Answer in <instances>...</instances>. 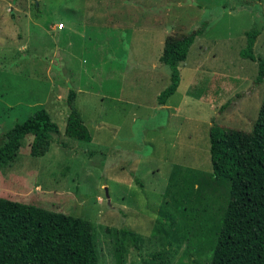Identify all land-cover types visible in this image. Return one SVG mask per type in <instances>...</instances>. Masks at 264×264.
Returning <instances> with one entry per match:
<instances>
[{"label":"rangeland","instance_id":"rangeland-1","mask_svg":"<svg viewBox=\"0 0 264 264\" xmlns=\"http://www.w3.org/2000/svg\"><path fill=\"white\" fill-rule=\"evenodd\" d=\"M5 1L16 13L0 15V133L39 108L60 132L43 156L23 139L0 196L87 220L98 264H207L229 195L211 174L209 130L249 131L257 117L264 78L239 53L256 27L264 59V0ZM202 25L179 66L182 95L200 63L193 100L170 116L157 103L169 72L152 41ZM70 89L90 142L65 132Z\"/></svg>","mask_w":264,"mask_h":264},{"label":"trees","instance_id":"trees-1","mask_svg":"<svg viewBox=\"0 0 264 264\" xmlns=\"http://www.w3.org/2000/svg\"><path fill=\"white\" fill-rule=\"evenodd\" d=\"M204 25L179 37L167 35L160 60L169 72V83L157 103L177 89L179 64ZM259 29L245 32L240 56L257 62L256 83L264 78V59L254 53ZM76 92L67 95L69 114L65 132L76 140L92 136L74 104ZM59 127L45 108L0 133V171L17 156L23 139L31 138L30 153L43 156L59 134ZM211 174L229 181V195L212 254L207 264H264V94L249 131L213 124L209 131ZM135 182L142 187L139 180ZM123 231L135 238L132 231ZM99 253L90 223L68 215L0 196V264H98Z\"/></svg>","mask_w":264,"mask_h":264},{"label":"crops","instance_id":"crops-1","mask_svg":"<svg viewBox=\"0 0 264 264\" xmlns=\"http://www.w3.org/2000/svg\"><path fill=\"white\" fill-rule=\"evenodd\" d=\"M4 3H2V5H0V15H2L1 13H2V11H4V9H5V7H8V13H10V15H13L14 17H15V11L12 9L13 8V6H10V2H8V1H3ZM7 2V3H6ZM3 16V15H2ZM4 17H5V15H4ZM52 30H54V27H53V29ZM170 34H172V33H170ZM164 37H159V38H157V40L154 38L153 39V41H152V43L153 42H156V44L157 45H159V46H161L162 45V49H163V45H164V40H165V37L167 36L165 33H164ZM156 40V41H155ZM195 41V40H194ZM151 43V44H152ZM255 45V44H254ZM148 45L147 44H144L143 45V48L144 47H147ZM160 57V56H159ZM197 63V62H196ZM179 66H180V64H179ZM199 66H200V63H197V64H195V65H193V66H191V68L193 69V70H191V76L188 78V80H187V83L186 84H188L189 83V87H188V89L187 90H185V92H183V94L181 95V93H180V91H181V88L183 87V79H182V75L180 76V81H179V85H178V87H177V89L175 90V92L172 94V95H170L166 100H165V102H164V104H159L160 105V107H164V108H167L168 110H169V113H170V116H172L173 114H174V110H176V109H179V106H177V104L179 103V101L180 100H182V101H192L193 100V93H190V88H191V86L195 83V77H196V75L198 74V69H199ZM179 71H180V68H179ZM218 71V70H217ZM218 73V72H217ZM219 74V73H218ZM220 76H221V78L219 77V79L221 80V81H223V78H224V73H221V74H219ZM219 86V85H218ZM221 88H222V86H221ZM219 89H220V87H219ZM178 95V97H179V100H177V103H172L171 102V99L174 97V96H177ZM215 101V100H214ZM214 103V104H213ZM212 104V109H211V114L212 113H214V112H216L217 111V109L220 107V105H221V103L220 102H218V103H216V102H213ZM242 104V103H241ZM240 104V105H241ZM177 106V107H176ZM211 114H209V115H211ZM205 123H206V125L207 126H209V124H210V121H209V119L207 118L205 121H204ZM213 125V124H212ZM212 125H211V127H212ZM210 131V130H209ZM175 132V131H174ZM179 153H181V149H180V147H179V151H178ZM176 164H183V163H174L173 165H176ZM172 165V166H173ZM172 168V167H171Z\"/></svg>","mask_w":264,"mask_h":264},{"label":"built area","instance_id":"built-area-1","mask_svg":"<svg viewBox=\"0 0 264 264\" xmlns=\"http://www.w3.org/2000/svg\"><path fill=\"white\" fill-rule=\"evenodd\" d=\"M56 27H57V29L61 30V29L64 28V24H63L62 22H60V23H58V24L56 25Z\"/></svg>","mask_w":264,"mask_h":264},{"label":"water","instance_id":"water-1","mask_svg":"<svg viewBox=\"0 0 264 264\" xmlns=\"http://www.w3.org/2000/svg\"><path fill=\"white\" fill-rule=\"evenodd\" d=\"M106 195H108V194H107V192H106ZM107 201H108V203L110 202V200H109L108 196H107Z\"/></svg>","mask_w":264,"mask_h":264}]
</instances>
